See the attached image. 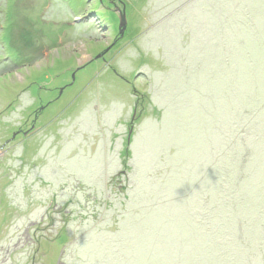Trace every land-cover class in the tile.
I'll return each instance as SVG.
<instances>
[{
  "label": "rangeland",
  "instance_id": "374dc122",
  "mask_svg": "<svg viewBox=\"0 0 264 264\" xmlns=\"http://www.w3.org/2000/svg\"><path fill=\"white\" fill-rule=\"evenodd\" d=\"M255 91L264 0H0L3 263L264 264Z\"/></svg>",
  "mask_w": 264,
  "mask_h": 264
},
{
  "label": "flooded vegetation",
  "instance_id": "af4514ba",
  "mask_svg": "<svg viewBox=\"0 0 264 264\" xmlns=\"http://www.w3.org/2000/svg\"><path fill=\"white\" fill-rule=\"evenodd\" d=\"M34 122H36V119L34 120ZM33 128H31V130H32ZM31 130L29 131V133H32L31 132ZM22 130H20L19 131V133L21 132ZM18 132V131H17ZM24 132H26V131H24ZM6 143V141L3 143V145H6L5 144ZM16 159L15 157H10V158H7V159H2V157H0V183H1V181H2V184L4 183L3 182V180H6L7 182H8V184L7 185H5V188L3 189V188H1V184H0V191L2 192V191H4V190H7L8 189V187L9 186H11V184H12V179H11V176H10V173H12V170H13V167H12V165H14L13 164V162H8L9 160L11 161V160H13L14 161V159ZM5 192V191H4ZM3 193V192H2ZM13 203H15V202H13ZM15 205V204H14ZM17 205V204H16ZM15 205V206H16ZM17 207V209H18V206H16ZM17 212V211H16ZM32 223L31 224H33L34 222L33 221H31ZM30 223V222H29ZM29 229H27L26 231H24V233H23V235L22 236H24L25 234L27 235V237H28V235H29ZM19 238L17 237V240H18ZM31 240H32V242H28L26 245H28V244H32L33 243V241H34V238L33 237H31ZM18 250H19V248H18V245H17V243L16 244H14V246L12 247V248H10V249H8L5 253H6V258L5 259H7V257H8V254H9V256L11 257V256H13V254H16L17 252H18ZM0 256H3L2 255V251H0ZM3 259L4 258H2V257H0V264H6V263H3ZM8 264H14V261H10V263H8ZM58 264H63V263H58Z\"/></svg>",
  "mask_w": 264,
  "mask_h": 264
},
{
  "label": "trees",
  "instance_id": "16d2710c",
  "mask_svg": "<svg viewBox=\"0 0 264 264\" xmlns=\"http://www.w3.org/2000/svg\"><path fill=\"white\" fill-rule=\"evenodd\" d=\"M7 70V69H6ZM260 83H262L261 82V80L259 81ZM258 87H260L259 85H258ZM255 93H256V95H254V97L255 98H257L256 99V101H258L259 102V111L262 109V105H260V103H263L264 102V100H262L261 99V92H259V91H255ZM259 93V94H258ZM252 98H253V96H252ZM249 101H250V104L251 105H253L252 104V102H253V100H251V99H248ZM250 113V116L252 115V113H255L254 112V110L252 109L251 111L250 110H247V108L244 110V114H246V115H248ZM252 125H253V123H251L250 124V127L248 126V128H249V130H250V132H251V127H252ZM263 125H264V123H263ZM245 127H246V125H244ZM262 129V131H259V130H256L257 132H263L264 133V126L263 127H261ZM244 129H247V127L246 128H244ZM248 130V129H247ZM263 133H261L262 135H263ZM243 141H245V139L243 140ZM246 142V141H245ZM249 145V144H248ZM246 147H247V145H246ZM252 150H254V148L252 147V146H248L247 147V154H252ZM247 178H248V176H244V178L242 177V180H237V182H240V184H241V193H242V196H241V200H242V203H246V202H248V203H256V205L258 204V203H263V201H264V195H263V191L261 190V191H259V194H260V198H256V196H255V194H254V191H252V192H250V191H246L245 190V185H246V181H247ZM246 179V180H245ZM262 198H263V200H262ZM253 200V201H252Z\"/></svg>",
  "mask_w": 264,
  "mask_h": 264
},
{
  "label": "water",
  "instance_id": "95a60500",
  "mask_svg": "<svg viewBox=\"0 0 264 264\" xmlns=\"http://www.w3.org/2000/svg\"><path fill=\"white\" fill-rule=\"evenodd\" d=\"M127 23H128V20L126 16V11L123 10L122 13L120 14V24H119L122 34L124 33V30L127 27Z\"/></svg>",
  "mask_w": 264,
  "mask_h": 264
}]
</instances>
